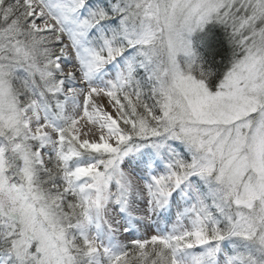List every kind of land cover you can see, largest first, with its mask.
<instances>
[{
	"label": "snow or ice",
	"instance_id": "1",
	"mask_svg": "<svg viewBox=\"0 0 264 264\" xmlns=\"http://www.w3.org/2000/svg\"><path fill=\"white\" fill-rule=\"evenodd\" d=\"M0 264H264V0H0Z\"/></svg>",
	"mask_w": 264,
	"mask_h": 264
}]
</instances>
